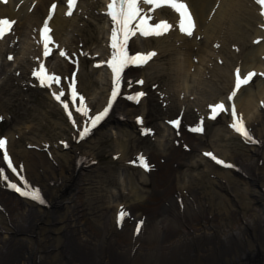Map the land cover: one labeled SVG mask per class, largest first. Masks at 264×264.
I'll return each instance as SVG.
<instances>
[{"label":"bare ground","instance_id":"obj_1","mask_svg":"<svg viewBox=\"0 0 264 264\" xmlns=\"http://www.w3.org/2000/svg\"><path fill=\"white\" fill-rule=\"evenodd\" d=\"M51 1L36 0L32 9L28 10L24 4L16 11L17 2L0 0V20L6 16L10 18L9 21L12 27L14 26L10 32H14L21 42L28 30L30 31L37 23L42 25L40 22V19L43 20L42 14L45 19L51 16V11L47 12V5ZM55 1H58L59 5L48 27L47 36L50 43L47 51L51 50L53 41L60 40V36L65 30L72 28L77 20L75 3H70V0ZM186 1L196 21L192 36L189 37L180 31L179 13L165 3L158 12L166 17L164 20L169 27L165 29L167 31L163 30L165 32L161 36L152 37L157 41L155 43L157 50L163 54H167L166 52L169 50L179 52L181 48L180 52L184 51L187 53L185 55H190L189 60L182 55L183 59L180 60L177 67V74L178 70H183V67L186 66L192 77L198 76L199 67H202L203 63L207 64L210 60L208 54L212 47L216 50L215 54H218L219 58L234 63L233 67L242 58L245 65L238 71L242 79H246L249 73H255L251 81L264 76V72L260 71L264 67V23L258 25L255 14L257 3L260 7L264 0ZM94 2L95 5H99L96 0ZM175 2L180 3L179 0H175ZM112 3L113 0H106V5L103 4V11L96 15H93L95 7L86 6L87 13L84 14H88L89 18L96 21L105 19L107 29L92 27L88 37H85L80 31L78 36L71 39L74 56L68 60L65 70H59L58 73V81H64L65 85V93L62 98H70L71 87L69 85L75 83L77 78L78 74L73 60L79 59V47L92 45L93 49L97 50L101 47L99 35L103 31L108 37L104 41V65L110 67L115 51L112 48L111 33L116 28L115 22L108 15L109 5ZM151 6L153 4H139L140 15L130 25L134 34L128 39L127 55L136 49L132 39L136 37V34H139L137 24L140 19H146L148 24H153V22L155 24L159 21L158 14L151 12L153 10ZM211 9L213 12L209 16ZM69 13L71 14L69 15ZM255 24L258 25L257 28ZM42 31L43 27L41 26V31L40 29L36 30V34L43 42ZM248 34H252V38L248 43H245ZM170 37L173 39L172 43L175 44L174 48L173 44L172 46L168 45V48L164 44L165 40ZM118 39L122 40V34L118 35ZM27 48H30L29 45ZM63 49L60 50L64 53ZM39 51L41 52V49ZM87 53L90 55V51ZM98 57L101 56H95V58ZM193 57L195 59H192ZM90 59L93 58L90 57ZM148 64L146 63L142 67H146ZM140 69L138 67L135 71L138 72ZM110 71L112 84L108 85L107 94L103 97L106 107L114 101L112 109L115 108V111L109 114V118L111 117V120L116 124L120 120L124 125L137 130L138 126L135 120L138 117L134 109L137 104H130L123 97H129L135 93L134 90L142 86L143 80L132 73L133 70L130 66H126L122 72L116 99L112 100L115 82L111 67ZM234 73L235 71L232 72L228 96L233 88ZM179 75L182 74L179 73ZM73 77L76 78L72 80ZM224 78L228 83V77L224 76ZM94 83L96 84V81ZM74 91L77 98L80 90L76 85ZM246 91L247 89L242 87L235 99L232 102L227 100L225 104H233L237 115L241 116V113H244L247 117L250 109L254 108L256 100L253 96H245ZM261 94L260 90L259 98L262 96ZM60 101L66 100L60 99ZM146 102V100H141L139 104L145 105ZM29 104L30 102L24 106V111L18 114L21 121H27V117H30L31 114L35 116L37 113L36 110L28 106ZM182 104L185 102L168 106V111L173 112L176 106L179 109L176 115L166 118V126H171L173 133L171 143L163 146L164 151L159 152L157 145L151 140L149 142L152 143V146L148 142L144 143L146 135L161 132L157 125H155L156 129L149 130L140 136L143 139L141 142L130 137H127L126 140L118 137L113 139L120 149L118 161L127 159L126 155H130L133 149L137 150L145 145L151 147L148 151L149 156L144 158V163L148 165V168H143L145 174L150 177L149 179L155 180L154 183H146L145 180L138 182V186L143 189L152 187L144 192L141 199L138 198L141 191L137 188L130 189V191L128 189L118 190L116 200L122 205H116L113 208L110 205L104 206L107 192L103 189L107 181H113L112 175L106 174L101 177L91 172V160L86 154L79 152V147L87 142H83L84 138L79 137L81 125L86 117L81 111H78L76 106L74 109L72 108L71 114L75 126L80 123V127L75 135H70L65 142L70 151L67 157L63 158L64 160L50 151L48 143L35 145L32 140L26 143L28 139L25 136L30 134L29 131L19 137L18 141L22 145L25 143L27 147L35 145V149L46 151V154L19 151L16 159L9 156L11 163L14 167L16 166L15 168L24 182H27L31 188L39 190L41 197L46 202L43 203L46 207H39L29 202L23 203L11 196L7 190V184H17L18 182L5 173L7 182H0V264H249L252 259L259 256L264 259V185L257 191H253L251 188L244 191L239 182H235L225 175L215 176L211 172H205L197 177L190 175L188 178L186 177V180L175 176L174 169L181 165L192 170V164L187 165L183 162L185 160L183 157L185 158L190 151L194 153L198 146L204 145L203 140L199 139L194 132L191 134L188 130H180L184 127V122H191L192 129H199L196 132L201 133L204 131L205 135V124L201 115L189 116L186 110L187 105L185 112L181 113ZM1 110L0 115L3 114L4 108L2 107ZM112 117H116L118 121ZM192 117L195 119L193 120ZM241 120L243 121V119ZM172 122L178 123L173 124ZM258 126L260 128L256 130ZM100 127L90 130L88 135L99 130ZM253 130L256 131V134L252 133ZM247 131L251 140L242 137L241 140L243 145L250 147L247 149L248 151H241V154L237 153L233 155V158L222 162L232 165L233 171L236 169L238 173L250 178L254 184L261 176L256 169L257 155L261 149H264V115L261 111L250 120ZM7 134L9 137L12 136L9 132ZM231 135L234 133L231 132ZM101 137L102 143H105L107 136L102 135ZM217 138L221 141L219 136ZM253 142H256L258 147H252ZM12 143L13 141H7L5 152L8 155L13 153ZM48 152L54 157L51 158ZM210 153V151H204V154ZM248 153H252V155L248 156ZM3 154L0 151V172H4L1 163ZM204 154L199 162L207 164L208 160ZM151 160H155L156 163ZM61 162H65L66 165H62ZM194 166L198 168L199 164L195 162ZM209 176H214V179L209 180ZM173 178L175 181L182 182L181 187L173 186ZM216 189L224 194L220 195L215 192ZM236 190L238 193L235 192ZM248 196L250 197L249 202L245 200V197ZM121 210L126 213V216L122 224L118 225L117 218ZM138 223L140 227L137 232Z\"/></svg>","mask_w":264,"mask_h":264},{"label":"rangeland","instance_id":"obj_2","mask_svg":"<svg viewBox=\"0 0 264 264\" xmlns=\"http://www.w3.org/2000/svg\"><path fill=\"white\" fill-rule=\"evenodd\" d=\"M96 1L99 5H95L94 0L75 1L76 11L78 12H76L75 16L77 18L76 24L74 25L75 27L67 28L63 35L60 36V40L55 39V41H53L51 50L48 51V57H45L44 51H39L38 41L29 33V30L21 42L18 36L16 37L14 34L0 40V113H2L1 108H4L3 114L0 115V137L13 141V153L10 155L14 159L17 158L16 155L19 151L46 154L44 149H35L34 147L35 145L44 143H48L50 145V151L53 154H57L61 160H64L69 154L70 150H68L65 142L69 139L70 135H75L77 131H73L67 124L59 108L50 100L49 93L53 92L57 96H59L61 92L65 93L64 81H58V73L59 70H65V66L68 65V60L74 56L71 39L78 36L80 31L83 32L85 37H88L92 27L95 29H107L105 19L96 21L95 19L89 18L88 14H84L87 13V11H85L87 5L95 7L93 15L103 11L105 0ZM255 9L256 18L258 20L257 23L260 25L259 4H257ZM156 13L158 14L157 17L166 18L158 12ZM38 24L39 23L35 26H38ZM86 24L87 27H85ZM152 25L154 26V22ZM258 25L255 24V27L257 28ZM106 35L105 31L99 35L100 48L94 50L92 45L79 47V59L73 60L78 74L77 78L75 77V84L80 90L77 97L86 99L89 105L88 111L83 113L86 120L91 118L98 111L104 109L106 103H104L103 97L107 94L108 85L112 84L110 67L104 65V41L108 39ZM251 38L252 34H248L245 43H248ZM9 41H15L11 48L6 46V43ZM172 41L173 39L171 37L165 40V46L167 48L168 45L172 46ZM132 43L136 46L133 52L146 53L148 51H153L156 54L145 68L140 69L138 72H132L137 78L143 79V85L134 90L143 91L146 96L144 99L147 101L145 105L137 104L134 108L136 110V116L142 119V123L136 122L138 129L134 130L124 125L122 123L123 121H118L116 117H112V119L118 121L117 124L111 120V117L107 118V121L103 123L99 130L93 131V133L88 135L83 141L87 142L79 147V152L86 154L91 160V172L101 177L106 174L112 175L113 177L112 182L107 181L104 187L102 186L105 192H107L104 206L107 207V205H110V207L113 208L116 205H122L116 200L118 190L122 191V189H128V191H130V189L137 188L141 191L138 195V198L141 199L144 196V192L152 187L149 186L143 189L138 186V182L140 180H145L147 181L146 183L155 182V180L149 179L150 177L145 174L144 168L140 166L142 162L144 163V158L149 156L148 151H150L149 148L151 147L145 145L140 149H133L130 155H126L125 158L127 159L118 161L120 149L113 139L118 137L119 139L126 140L127 137H130L133 140H140L141 142L143 139L140 136L146 134L149 130L156 129L155 125H157L161 132L146 135L144 139L146 141L144 143L148 142L149 145L152 146V143L149 142L151 140L157 145L159 152L164 151L163 146L171 143V135L173 133L170 128L171 126H166V118L176 115L179 109L178 106H176L173 112L170 110L168 111V106L170 104L174 105V103L178 105L181 102H185V104L181 105V113L185 112V106L187 105L186 110L189 116L196 114L201 115L205 124V135L204 131L203 133L192 131L193 127H191V122H184V127L180 128V130H188L191 134L194 132L198 135L199 139L203 140L204 145L198 146L194 153L190 151L185 158L183 157V159H185L183 162L187 163V165L192 164V170H188V168L181 165L174 169L176 172L175 176L180 177L181 180H186V177L188 178L190 175H192V177H197V175L202 173L211 172L212 175H225L231 178V180L239 182V184L242 185L241 189H244V191L247 188H251L253 191L261 189L264 185V149H261L260 153L257 155L258 162L256 169L261 176L258 178V182L254 184L250 178L238 173L236 169L234 171L232 168L229 170L220 169L215 167L209 160L207 164L199 162L205 150L210 151L222 161H226L227 159L233 158V155L237 153L241 154V151L246 152L248 151L247 149L250 148L248 145L242 144V140L239 136L231 135L228 129V104H225L229 88L231 87L232 72L235 69H243L245 65L242 58L239 59L238 64L233 67L234 63L219 58L218 54H215L216 50L211 47L210 50L212 53L210 51L208 54L210 60L207 64L203 63L202 67H199L198 76L192 77V74L187 71L186 66L183 67V70H178V74H182L178 76L177 67L180 64V60L183 59L182 55L188 58V60L190 59V55H185L187 53L183 50V52H180L181 48L179 52L169 50V52H166L167 54H163L160 50H157L155 46L157 41L155 39L141 40L135 37L132 39ZM27 45H29V49ZM174 46L175 44H173V48ZM60 49L64 50L63 56L60 55L62 51ZM89 51L90 55L87 53ZM157 54L159 55L157 56ZM95 56L101 57L95 58ZM9 57H11V59H9ZM90 57L93 59H90ZM192 59L195 58L193 57ZM95 64H102L103 66L101 68H95ZM38 66H43L45 69L48 77V86L46 87L39 88L34 78V72ZM260 71L264 72V67H262ZM224 76L228 77V83L225 81L226 79ZM65 78L68 79V77ZM75 78L73 77L71 79L74 80ZM95 81L96 84L94 83ZM187 85H189L188 89ZM225 85H227V87H225ZM224 87L225 89H223ZM245 88L247 89L245 96H253L256 100L254 108L250 109L247 117L244 113H241V116L239 115L240 118L242 117L241 119H243L246 126H248L250 120L253 119L258 112L260 113L261 111L264 115V76L255 79ZM260 90L262 96L259 98L258 94ZM125 98L126 96H124V100ZM28 102H30L28 106L36 110L37 113L35 116L30 113L31 116L27 117V121H21L18 114L24 111V106H26ZM215 104L223 105V110L214 120H209V111ZM113 111H115V108L112 112ZM184 117L185 115L183 118ZM143 124L145 125L143 126ZM77 126H79V124ZM259 128L258 126L256 130H259ZM28 131L30 134L25 136L28 139L26 143H29L30 140L35 143V145H31V147H27L26 143L22 145V143L18 141V138L25 135ZM8 132L12 136L9 137L7 134ZM252 133L256 134V131L253 130ZM102 135L107 136L105 143L101 141ZM218 136L221 141L218 140ZM252 147L256 148L258 144L253 142ZM48 153L50 154V152ZM247 155L251 156L252 153H248ZM53 157L54 155H51V158ZM151 161L156 163L155 160ZM195 162L199 164L198 168H195ZM61 164L66 165L65 162H61ZM174 179L175 178H173V180ZM208 179L213 180L214 176H209ZM173 184L175 187H181L182 182L174 180ZM215 192H218L220 195L224 194L219 189H216ZM235 192L238 193L237 190ZM249 199V196L245 197V200L248 202ZM263 263L264 259L259 256L252 259L249 264Z\"/></svg>","mask_w":264,"mask_h":264},{"label":"snow or ice","instance_id":"obj_3","mask_svg":"<svg viewBox=\"0 0 264 264\" xmlns=\"http://www.w3.org/2000/svg\"><path fill=\"white\" fill-rule=\"evenodd\" d=\"M161 0H119V9L116 8V3L117 0H113V3L109 5V13L111 20L115 22L116 28L114 31H112V48L115 50L112 61L110 64L111 70L114 74V90L112 91V100L116 99L117 96V91L119 89V85L121 82L122 78V72L125 69L126 66L133 65V66H140L144 62H146L148 59H150L151 56H154L155 53H151L147 56L145 55H135V56H128L126 53V45L128 42V39L131 35L134 34V31L130 28V25L133 23L134 20L140 15V8L139 4L145 3V4H153V3H160ZM165 3L169 4L172 8L176 10L177 13H179L180 16V23H179V28L180 31L189 37L192 36L193 34V29H194V22L192 21L190 14L186 10V6L183 3H176L175 0H164ZM70 3H75V0H70ZM71 13H69L70 15ZM11 27V22L8 21L7 19L0 20V37H3L5 35V29ZM169 26L164 23V24H156L154 27H150L148 25V21L146 19L141 18L139 23L137 24V28L140 31V34L142 36H150V35H155V36H160L163 34V30L167 29ZM49 29L47 25L44 27V49H45V55H48V33ZM122 34V40L118 39V35ZM61 56L64 55L63 52L60 53ZM11 59V57H9ZM38 79H39V86L41 87H46L48 86V79L45 78L43 71L41 70L40 72H37L34 74ZM255 75V73H249L246 79H241L239 75H237L235 86L237 89H240L242 85H247L252 77ZM131 81L129 84L131 85ZM142 83V82H140ZM71 87V85H69ZM64 93L61 92L59 96H56L55 98L57 100L61 99V96H63ZM138 96H142L143 93H138ZM233 96L236 95L235 92L232 94ZM72 98H76V93L75 91L72 92ZM134 99V97H130ZM231 98V97H230ZM82 100V98H81ZM64 107L67 109V104L64 105ZM111 107V102L109 103L108 108H105L103 112H101L99 115H96L92 120H91V127L95 128V126L104 119V117L108 114V110ZM217 109H220L221 111L223 110V105H217L212 109L213 111V118H215V114ZM78 111H83V108L81 106ZM235 109L233 108V117L235 118ZM69 116L71 114L69 113ZM173 124H176L178 122H172ZM232 128L240 135H242L245 138H248L251 140L249 132L245 129L244 125L240 121H235L232 124ZM193 131H199V129H193ZM90 132V128L86 125L79 133V136L81 139H83L88 133ZM5 140L0 139V150L5 149ZM206 155H211V154H206ZM215 159V157H212ZM3 161L8 165L9 169H11L15 173V168L13 167L9 156L5 152L3 157ZM216 163L218 164H224V162L216 159ZM141 167H144L145 169L148 168V165L146 163H141ZM224 166L226 167H232V165L225 164ZM0 182H7V177L0 172ZM8 187L12 188V190L16 191L18 194L29 198L33 200L34 202L38 203H46L43 198L40 195V192L38 189H33L31 188L30 185L27 184V182H23V187H18L14 183H8ZM126 216V213L121 210L120 213L118 214L117 218V223L118 225L122 224ZM142 223V222H140ZM140 224L138 223L137 225V232L139 231Z\"/></svg>","mask_w":264,"mask_h":264}]
</instances>
